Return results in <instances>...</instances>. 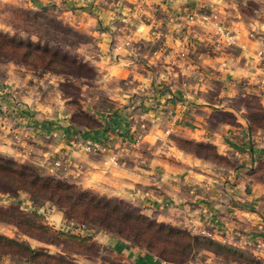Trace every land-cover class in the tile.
I'll list each match as a JSON object with an SVG mask.
<instances>
[{
    "label": "crops",
    "instance_id": "obj_1",
    "mask_svg": "<svg viewBox=\"0 0 264 264\" xmlns=\"http://www.w3.org/2000/svg\"><path fill=\"white\" fill-rule=\"evenodd\" d=\"M233 2L236 9L221 10L212 0H8L48 6L93 39L86 49L95 47L99 78L81 81L80 95L99 124L73 123L58 77L4 64L0 129L7 132L0 131V144L11 141L5 153L127 201L158 222H189L224 235L264 261V184L253 173L249 116L232 105L264 84V31L252 27L264 24V10L250 16L243 0H223ZM141 25L148 31L138 35ZM189 143L210 147L221 159ZM47 211L49 223L60 217L62 230L89 236L126 264H174L116 234L74 225L54 207ZM222 260L209 256L204 264Z\"/></svg>",
    "mask_w": 264,
    "mask_h": 264
},
{
    "label": "rangeland",
    "instance_id": "obj_2",
    "mask_svg": "<svg viewBox=\"0 0 264 264\" xmlns=\"http://www.w3.org/2000/svg\"><path fill=\"white\" fill-rule=\"evenodd\" d=\"M263 7L264 0H248L247 5L245 6V12L250 16H254L261 14L264 10L262 9ZM33 9L36 8H28L22 4H6L3 0H0V25H2V27H0V77L4 75V64L9 63L17 65L18 67H23L26 71L39 77H43L45 74H52L58 77V79L61 80L60 89L62 93L69 98L67 104L72 110L71 118L73 119V123L94 126L97 119L93 114L83 109L80 95L81 81L88 84H95L99 78V73L93 65L94 62H92V59L96 56L95 47L90 46L86 49V45H91L93 39L83 35L74 27L62 22L58 17V13L54 11V9L48 6L38 8L39 11H33ZM4 34H7L9 37L12 36L13 41L20 39L23 42H37L50 50V53L55 54L56 56H65V62L60 66L63 68V71H44L41 67L44 65L42 62H44V60L46 61V58L44 60H36V62L26 60L22 56V48L16 49L11 45H4ZM33 36L37 37L35 42L32 40ZM260 92H262L261 95L258 94ZM108 104V102L105 103L106 106ZM232 105L244 108L249 116L251 122L249 135L252 142H254L256 155V178L264 184V84L261 85L256 94L234 98ZM196 150L205 153L208 152L201 145L200 147H196ZM0 156L11 159L16 163L29 166L41 176H50L65 181L63 176L55 175L53 172L52 174H47V172H44L41 167L18 159V157H13L5 152L0 153ZM68 183L76 185L71 182ZM76 186L81 190H87L98 197L114 198L104 196L90 189L81 188L78 185ZM4 187L10 189V192H1L4 191ZM15 187V185L6 186L4 181L0 180V236L13 238L20 242H26L33 248L46 249L49 253L55 254L54 259L51 261L52 264H107L105 263L107 261L113 264H126L125 262H122V259L118 255L109 251L103 252L102 249L94 243L78 246V244L75 243L76 241L55 242L57 244H51L38 240L37 238L47 239L49 236L46 233L35 229L31 224L26 223V220L36 218L37 221H45L47 224L53 226L54 223H49L45 217V214L48 212L47 209L54 207L62 212V214L65 209L54 201L46 200L42 196L33 194L30 191L22 190L21 194L17 193ZM20 195H25V200H21ZM26 199L32 202V205L34 206L33 209L29 206L26 208L22 204V202L27 203ZM133 207L134 210H132V212L139 211L137 207ZM41 209H43V211H41ZM148 218L155 220L150 217ZM54 221L56 220L54 219ZM187 223L188 224H186L185 227L170 224L171 226L182 231L184 230L191 235L202 236V239L198 241H190L191 248L185 250L184 257H186V261L183 263L192 262L194 264H204L209 256H218L222 257L224 260L221 261L222 264H228L230 262H235V264H264V261L252 259L256 258V256H251L248 251H243L233 246L229 239L227 240L224 238V235L218 234L216 236L210 231L207 232L195 229L191 226V223ZM88 225L91 224L87 222L86 226ZM94 225L97 228L99 226L97 224ZM54 228L64 232H72L71 229L65 231L62 230V227ZM54 241L62 240L55 237ZM183 241L187 242L185 239ZM2 244H4V241L0 238V264H46L45 262H48L44 256H38L33 262H29L22 256L4 255V250L10 248L6 246L4 247ZM74 249H79L81 253H78V251H70ZM11 250H13V248H11ZM59 254H62V256ZM65 256H67V259Z\"/></svg>",
    "mask_w": 264,
    "mask_h": 264
},
{
    "label": "trees",
    "instance_id": "obj_3",
    "mask_svg": "<svg viewBox=\"0 0 264 264\" xmlns=\"http://www.w3.org/2000/svg\"><path fill=\"white\" fill-rule=\"evenodd\" d=\"M4 45H11L16 49L22 48V56L26 60L36 62V60H44L46 58V61L44 60V62H42L44 65L41 67L44 71H63V68L60 66L65 62V56H56L37 42H23L20 39L13 41L12 36L9 37L7 34H4ZM98 124V121H96L94 126L89 127H96ZM250 126L251 122L249 119V127ZM189 144L195 146V148L200 147V144ZM203 147L208 151L206 153L202 152L205 156L212 157L216 160L221 159L214 149L207 146ZM253 173L256 175V167ZM0 180L4 181L6 186L15 185L17 193L26 190L33 194L40 195L46 200L54 201L65 209L63 213L65 219L74 225L85 226L90 229H100L116 234L128 240L131 245L144 248L155 256L170 263L182 264L185 262L186 257H184V254L186 252L185 250L191 248L190 241L193 242L202 239V236L191 235L170 224L151 220L139 211L132 212V210H134L132 204L122 199L95 196L89 191L81 190L76 185H72L63 180L50 176H41L36 173L33 168L16 163L3 156H0ZM9 190L10 189H7V187H4V191L1 192L9 193ZM87 222L91 225L86 226ZM26 223L46 233L49 236L47 239H39L36 237L38 240L46 243L57 244L55 242L76 241L75 243L78 244V246L89 245L88 243L96 244L87 235L78 232L60 231L50 224H47L45 221H37L36 218L28 219ZM94 224L99 225L98 228L95 227ZM55 237L60 238L62 241H54ZM0 238L4 241L2 245L10 248L4 250V255L22 256L29 262H33L38 256H44L48 260V262L45 263L52 264L51 261L54 259L55 254L49 253L46 249L33 248L26 242H20L5 236H0ZM184 239L187 240V242L183 241ZM11 248H13V250H11ZM70 251H78V253H81L79 249ZM59 255L62 256V254ZM66 257L67 256H65V258ZM252 259L256 260L255 258Z\"/></svg>",
    "mask_w": 264,
    "mask_h": 264
},
{
    "label": "clouds",
    "instance_id": "obj_4",
    "mask_svg": "<svg viewBox=\"0 0 264 264\" xmlns=\"http://www.w3.org/2000/svg\"><path fill=\"white\" fill-rule=\"evenodd\" d=\"M4 2L7 3L8 0H4ZM12 2H13V3H17L18 0H12ZM186 2H187V0H176V3H177V4H179V3H186ZM243 2H244L245 5H247L248 0H243ZM212 3H213V4L222 5L221 10H222L223 8H228V7H231L232 9H236V7H237V5H236L235 2H233V3H231V4H224V3H223V0H212ZM24 6H25V7H28V8H31V7H32L31 3H29V4H27V5H24ZM33 11H39V10H38V9H33ZM236 14L239 15L240 13L237 12ZM113 16H114L113 13H109V14H108V18H109V19H112ZM42 22H43V21H42ZM0 27H2V25H0ZM252 27H253L254 30L258 28L259 30L264 31V24H259V23L256 22V21H253ZM147 31H148V29L145 28L143 25H141V27H140V32L138 33V35H139V34L146 33ZM32 40H33V42H35V41L37 40V37H36V36H33V37H32ZM144 84H145V86H147L148 81L145 80V81H144ZM62 113H63V109L61 108V115H60V119H61V120L64 119ZM0 131H3V132L6 133V132H7V129H0ZM0 140H3V137H0ZM10 143H11V141H4V144H0V153H3V152H10V151H11L10 148L6 147V145H7V144H10ZM41 211H43V209H41ZM60 219H61L60 217H57V218H56V221H57V222L54 224V227H60V226H61L60 223H59V220H60ZM97 239L99 240L100 238L97 237ZM106 239H107V238H105V240H102L101 242H102V243L105 242Z\"/></svg>",
    "mask_w": 264,
    "mask_h": 264
}]
</instances>
